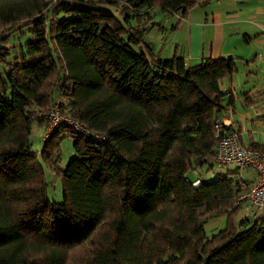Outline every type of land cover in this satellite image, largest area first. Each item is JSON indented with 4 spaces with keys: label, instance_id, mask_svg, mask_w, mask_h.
<instances>
[{
    "label": "trees",
    "instance_id": "obj_1",
    "mask_svg": "<svg viewBox=\"0 0 264 264\" xmlns=\"http://www.w3.org/2000/svg\"><path fill=\"white\" fill-rule=\"evenodd\" d=\"M198 1L0 0V264H264V220L233 218L250 180L237 166L189 175L214 167V122L234 102L222 83L239 57L187 64L146 38L156 9L182 19ZM120 4L132 12L117 15ZM58 92L90 133L63 122L34 149ZM64 137L76 152L66 163Z\"/></svg>",
    "mask_w": 264,
    "mask_h": 264
},
{
    "label": "crops",
    "instance_id": "obj_2",
    "mask_svg": "<svg viewBox=\"0 0 264 264\" xmlns=\"http://www.w3.org/2000/svg\"><path fill=\"white\" fill-rule=\"evenodd\" d=\"M226 1L229 0H217L216 2L199 0L188 11L186 17L181 19L177 14H174L175 21L172 25L176 23L178 26L172 28V46L167 51L160 49L158 53L162 57H171L178 51L184 55L187 64L196 63L207 54L214 57L238 56L237 59L245 60L247 64H250L249 57L253 50L255 59L258 60L261 57L264 61V37L253 39L249 32H245V42L234 38L233 32L236 29L249 31V27L247 20H244L245 18L242 19V22L246 23V28H243L244 26L241 24H236V19L228 13L236 9L237 6H233L231 2L225 3ZM234 1L240 4L242 2L253 3V0ZM250 48H252L251 51ZM163 51L168 53L163 55ZM256 83L261 84H255L253 88H249L250 78L242 80L235 73L225 77L222 83L223 89L230 91L229 97L233 95L234 102L229 104L228 99H226L223 102L225 111L220 116H229L233 120V124L239 130L245 144H250L253 141L264 143V118L261 117L264 114V76ZM257 176L256 173L255 178L246 179L252 182L257 179ZM241 207H244L242 208L244 216L249 211V218H257L255 206L248 207L247 203L243 202Z\"/></svg>",
    "mask_w": 264,
    "mask_h": 264
},
{
    "label": "rangeland",
    "instance_id": "obj_3",
    "mask_svg": "<svg viewBox=\"0 0 264 264\" xmlns=\"http://www.w3.org/2000/svg\"><path fill=\"white\" fill-rule=\"evenodd\" d=\"M217 0H213V2H216ZM233 3V6L236 5V9L231 10L230 13L232 14V18H235L237 23L244 26L243 28H246V23L242 22V19L247 20V25L249 27V31H246V29H236L234 33V38L240 39V41H246L245 40V32H249V34L252 36L253 39L264 37V0H253V3H237L234 0L226 1L225 3ZM259 6L263 7L259 9ZM111 9L119 16L123 17V14L126 13V11L130 10L132 12V7L130 5L126 4H120V5H111ZM174 14L170 12H164L161 9H156L153 13L152 21L156 22V24L148 23V29L146 31V38L152 41V46L154 47L153 50L164 49L165 51L169 50V47L171 45V39L173 36L172 32V24L175 21V18L173 16ZM137 18L136 16L131 18V21L133 23H136ZM262 24V25H260ZM24 36L31 35V30L29 26H24ZM20 31H14L11 33V38H14ZM232 38L230 37V40ZM257 42V41H255ZM231 43V41H230ZM229 44V43H227ZM252 48H250L251 51ZM168 52L163 51V55L167 54ZM249 59L250 64H247L245 60L241 61L240 59H237L239 70L235 72L242 80L246 78H250V85L249 88H253L255 84H261L256 83L260 81L264 76V61H262V58L256 60L254 57V51L252 50V55H250ZM5 67V64L0 62V70H3ZM41 126L34 124L33 130H32V141H33V148L34 149H40L43 145V138L48 136V130H43ZM44 138V139H45ZM61 149H62V156H63V163H66L70 158L76 155L75 149L73 147V139L72 137H64L61 140ZM236 164H231L228 166L230 169H234ZM228 167H224L223 169H220L217 165H215L212 169L209 171H205L204 169L202 171H192L189 173V175L192 178H195L197 176H200L203 179L211 180L215 178L218 172L227 171ZM239 175L245 178H255L256 176V170L254 168L249 169H239ZM45 175L48 180H54L55 174L49 170L45 166ZM49 195L57 200L62 198V185L60 179L54 180V182L49 187ZM244 207H241L238 212L234 215V221L238 225L244 218V210L242 209ZM227 216L226 215H220L212 218L207 224L206 229L208 234H212L213 232H217L221 227L225 226L227 222ZM253 221L254 219L251 218Z\"/></svg>",
    "mask_w": 264,
    "mask_h": 264
},
{
    "label": "built area",
    "instance_id": "obj_4",
    "mask_svg": "<svg viewBox=\"0 0 264 264\" xmlns=\"http://www.w3.org/2000/svg\"><path fill=\"white\" fill-rule=\"evenodd\" d=\"M67 101V97L58 92L57 98L47 115L50 119L49 134L63 122L71 123L77 129L90 133L79 119L62 111V106ZM214 134L217 138L216 152L212 159L214 166L217 165L220 169H223L231 164H236L240 170L248 168L256 170L258 176L255 181L240 180L241 190L236 197V203L241 204L244 202L247 203L248 207L255 206L257 208L256 217L264 220V149L245 144L229 116L216 118ZM96 135L104 137L101 134ZM199 182L200 180L197 179L193 181V184L197 185ZM249 215L250 212L247 211L246 216Z\"/></svg>",
    "mask_w": 264,
    "mask_h": 264
}]
</instances>
